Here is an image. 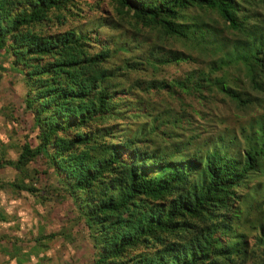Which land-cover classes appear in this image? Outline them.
<instances>
[{"label": "trees", "instance_id": "1", "mask_svg": "<svg viewBox=\"0 0 264 264\" xmlns=\"http://www.w3.org/2000/svg\"><path fill=\"white\" fill-rule=\"evenodd\" d=\"M83 2L0 0L36 131L7 187L46 200L41 160L90 264H264V0Z\"/></svg>", "mask_w": 264, "mask_h": 264}, {"label": "rangeland", "instance_id": "2", "mask_svg": "<svg viewBox=\"0 0 264 264\" xmlns=\"http://www.w3.org/2000/svg\"><path fill=\"white\" fill-rule=\"evenodd\" d=\"M95 3L101 2L84 0L80 6L95 7ZM101 6L102 16H106L109 9L105 3ZM79 21L86 22L82 18ZM24 93L20 77L9 69L5 58H0V157L12 161L26 142L32 146L36 143L32 117L24 111ZM225 105L217 103L215 108L228 122L233 119L234 109ZM29 169L37 178L35 188L45 191L46 200L25 192L14 193L6 184L19 175L9 167L0 170V264H90L94 249L82 224L76 221L71 201L53 197L52 179L43 175L41 160L31 163ZM51 234L58 236L45 238Z\"/></svg>", "mask_w": 264, "mask_h": 264}]
</instances>
